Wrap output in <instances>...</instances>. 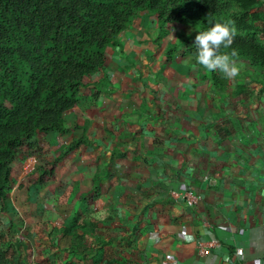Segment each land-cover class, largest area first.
Wrapping results in <instances>:
<instances>
[{"label":"crops","instance_id":"crops-1","mask_svg":"<svg viewBox=\"0 0 264 264\" xmlns=\"http://www.w3.org/2000/svg\"><path fill=\"white\" fill-rule=\"evenodd\" d=\"M186 32L140 10L66 130L17 155L5 264H264V77L236 58L222 90L191 57L169 56L194 46Z\"/></svg>","mask_w":264,"mask_h":264},{"label":"trees","instance_id":"trees-1","mask_svg":"<svg viewBox=\"0 0 264 264\" xmlns=\"http://www.w3.org/2000/svg\"><path fill=\"white\" fill-rule=\"evenodd\" d=\"M263 8L264 0H0V213L7 207L17 155L33 146L38 133L66 130L65 113L76 105L87 77L104 68L106 48L119 42L140 10L152 9L161 29L183 25L182 38L228 23L236 35L221 52L235 50L236 58L264 77ZM178 47L170 45V57ZM184 54L195 62V44ZM211 75L228 89V79ZM82 143L79 139L68 150ZM6 260L0 244V264Z\"/></svg>","mask_w":264,"mask_h":264},{"label":"clouds","instance_id":"clouds-1","mask_svg":"<svg viewBox=\"0 0 264 264\" xmlns=\"http://www.w3.org/2000/svg\"><path fill=\"white\" fill-rule=\"evenodd\" d=\"M236 31L228 23L216 22L205 31L195 36V65L207 72H218L228 80H235L240 74L236 57L238 53L221 52V48L229 49L234 42Z\"/></svg>","mask_w":264,"mask_h":264},{"label":"built area","instance_id":"built-area-1","mask_svg":"<svg viewBox=\"0 0 264 264\" xmlns=\"http://www.w3.org/2000/svg\"><path fill=\"white\" fill-rule=\"evenodd\" d=\"M174 194H177V191H173ZM193 198H190V202H193ZM217 243V240H212L208 243L206 247L202 248L203 253H209L211 251V247L214 246ZM237 254L244 257V248L243 247H238L237 248Z\"/></svg>","mask_w":264,"mask_h":264},{"label":"rangeland","instance_id":"rangeland-1","mask_svg":"<svg viewBox=\"0 0 264 264\" xmlns=\"http://www.w3.org/2000/svg\"><path fill=\"white\" fill-rule=\"evenodd\" d=\"M264 9V8H263ZM190 29H192L191 27H190ZM190 37H192V35H193V31H190ZM178 50L180 51V52H182L183 54H184V51L186 50L184 47L182 48V47H178ZM250 71H252V73H253V75L256 77H260V75H261V72L259 71V70H257V69H255V68H252ZM213 79V78H212ZM214 80V79H213ZM10 187V186H9ZM1 223V222H0Z\"/></svg>","mask_w":264,"mask_h":264}]
</instances>
